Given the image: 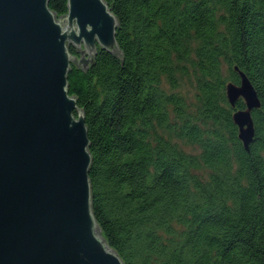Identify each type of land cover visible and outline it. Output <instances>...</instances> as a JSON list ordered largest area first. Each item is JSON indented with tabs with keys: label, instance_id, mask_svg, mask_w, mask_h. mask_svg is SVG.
Here are the masks:
<instances>
[{
	"label": "trees",
	"instance_id": "obj_1",
	"mask_svg": "<svg viewBox=\"0 0 264 264\" xmlns=\"http://www.w3.org/2000/svg\"><path fill=\"white\" fill-rule=\"evenodd\" d=\"M105 1L120 54L67 74L105 240L124 264H264V0ZM235 66L260 101L248 149L232 117L245 102L226 96Z\"/></svg>",
	"mask_w": 264,
	"mask_h": 264
},
{
	"label": "water",
	"instance_id": "obj_2",
	"mask_svg": "<svg viewBox=\"0 0 264 264\" xmlns=\"http://www.w3.org/2000/svg\"><path fill=\"white\" fill-rule=\"evenodd\" d=\"M48 4L0 0V264H124L92 211L87 128L67 81L72 61L120 54L117 18L105 0H66L60 16ZM234 69L226 96L245 102L232 117L248 149L260 101Z\"/></svg>",
	"mask_w": 264,
	"mask_h": 264
},
{
	"label": "rangeland",
	"instance_id": "obj_3",
	"mask_svg": "<svg viewBox=\"0 0 264 264\" xmlns=\"http://www.w3.org/2000/svg\"><path fill=\"white\" fill-rule=\"evenodd\" d=\"M182 147H183L186 151L191 152V153L198 152V148L195 147V146L184 145V144H182Z\"/></svg>",
	"mask_w": 264,
	"mask_h": 264
}]
</instances>
